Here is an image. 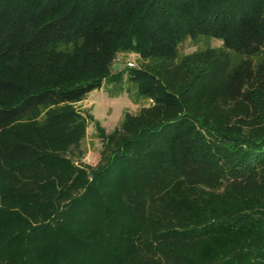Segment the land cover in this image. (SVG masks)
I'll list each match as a JSON object with an SVG mask.
<instances>
[{"label": "trees", "instance_id": "obj_1", "mask_svg": "<svg viewBox=\"0 0 264 264\" xmlns=\"http://www.w3.org/2000/svg\"><path fill=\"white\" fill-rule=\"evenodd\" d=\"M0 264H264V0H0Z\"/></svg>", "mask_w": 264, "mask_h": 264}, {"label": "rangeland", "instance_id": "obj_2", "mask_svg": "<svg viewBox=\"0 0 264 264\" xmlns=\"http://www.w3.org/2000/svg\"><path fill=\"white\" fill-rule=\"evenodd\" d=\"M216 46H220L219 40L201 36L195 41L185 40L179 45L178 50L180 54H187L197 49ZM120 60L130 61L134 66L140 63L139 58L134 54H123ZM150 105H153L150 99L137 96L135 87L123 79L112 84L105 82L100 88L87 93L86 97L75 105L87 118L92 117L90 120L88 118L85 136L80 143L82 161L91 166L98 162L102 140L94 126L95 122L108 133L119 125L125 112L135 114L141 107Z\"/></svg>", "mask_w": 264, "mask_h": 264}, {"label": "built area", "instance_id": "obj_3", "mask_svg": "<svg viewBox=\"0 0 264 264\" xmlns=\"http://www.w3.org/2000/svg\"><path fill=\"white\" fill-rule=\"evenodd\" d=\"M126 65L129 66V67H133L134 66V64L132 62H130V61L126 62Z\"/></svg>", "mask_w": 264, "mask_h": 264}, {"label": "crops", "instance_id": "obj_4", "mask_svg": "<svg viewBox=\"0 0 264 264\" xmlns=\"http://www.w3.org/2000/svg\"><path fill=\"white\" fill-rule=\"evenodd\" d=\"M94 91V90H93Z\"/></svg>", "mask_w": 264, "mask_h": 264}]
</instances>
